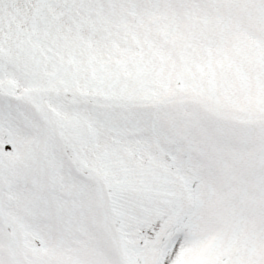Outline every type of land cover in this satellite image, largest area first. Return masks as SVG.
Listing matches in <instances>:
<instances>
[{
  "label": "snow or ice",
  "instance_id": "6c2138e0",
  "mask_svg": "<svg viewBox=\"0 0 264 264\" xmlns=\"http://www.w3.org/2000/svg\"><path fill=\"white\" fill-rule=\"evenodd\" d=\"M0 264H264V0H0Z\"/></svg>",
  "mask_w": 264,
  "mask_h": 264
}]
</instances>
